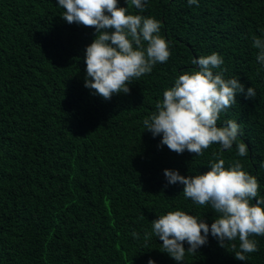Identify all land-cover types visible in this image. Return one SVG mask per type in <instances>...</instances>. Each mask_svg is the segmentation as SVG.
Listing matches in <instances>:
<instances>
[{
	"label": "trees",
	"instance_id": "trees-1",
	"mask_svg": "<svg viewBox=\"0 0 264 264\" xmlns=\"http://www.w3.org/2000/svg\"><path fill=\"white\" fill-rule=\"evenodd\" d=\"M198 5L147 0L143 13L129 7L161 22L171 56L134 79L128 94L104 100L84 87L93 28L66 23L57 0H0V264H177L159 238L145 241L151 221L180 210L210 226L218 214L186 199L183 185H168L164 169L198 175L217 159L225 168L239 161L264 197V67L252 46L264 34V0ZM213 52L224 60L216 72L226 69V79L255 89L253 99L237 95L217 122L239 124L248 155L238 156L235 144H214L202 156L158 148L161 136L143 120L179 74L198 70L193 59ZM254 239L258 251L245 262L234 259L238 239L222 248L209 235L180 264H264V236Z\"/></svg>",
	"mask_w": 264,
	"mask_h": 264
},
{
	"label": "clouds",
	"instance_id": "clouds-1",
	"mask_svg": "<svg viewBox=\"0 0 264 264\" xmlns=\"http://www.w3.org/2000/svg\"><path fill=\"white\" fill-rule=\"evenodd\" d=\"M147 0H57L64 10L62 19L68 24L83 25L95 30V38L84 50L86 65L84 87L93 95L110 100L113 95L128 94L129 84L150 74L157 63H165L171 56L169 42L160 35V21L141 14H131L134 6L138 13L145 11ZM189 6L198 0H187ZM252 46L258 49L256 60L264 67V34L252 37ZM198 70L179 74L174 85L163 92L155 111L143 120V127L153 137L161 136L157 147L167 146L176 154L185 151L202 156L212 145L231 150L236 145L237 155H248L247 145L239 140V124L226 120L218 126L221 113L237 104V95L245 99L256 96L255 89L244 85L238 78L226 79V69L216 72L224 64L222 56L213 52L191 61ZM213 153V156H216ZM220 158L210 162L203 174L181 175L178 170L164 169L168 185H183V195L194 204L210 206L217 218L209 226L202 218L184 211H170L151 221V232L145 241L155 236L162 241L163 252L177 264L186 253L196 254L208 243L211 235L218 246L225 248L227 241L239 240V250L232 244L234 259L247 261L248 255L258 251L254 237L264 236V197H258L260 184L255 176L242 169L235 161L228 168ZM264 168V162L260 164ZM253 201H255L253 203ZM137 233H133L134 238ZM187 243V249L184 244ZM147 264H155L149 259Z\"/></svg>",
	"mask_w": 264,
	"mask_h": 264
}]
</instances>
